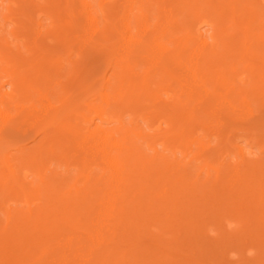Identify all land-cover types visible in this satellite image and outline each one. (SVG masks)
<instances>
[{
  "label": "bare ground",
  "instance_id": "obj_1",
  "mask_svg": "<svg viewBox=\"0 0 264 264\" xmlns=\"http://www.w3.org/2000/svg\"><path fill=\"white\" fill-rule=\"evenodd\" d=\"M0 264H264V0H1Z\"/></svg>",
  "mask_w": 264,
  "mask_h": 264
},
{
  "label": "rangeland",
  "instance_id": "obj_2",
  "mask_svg": "<svg viewBox=\"0 0 264 264\" xmlns=\"http://www.w3.org/2000/svg\"><path fill=\"white\" fill-rule=\"evenodd\" d=\"M1 3L4 4V2H2V1L0 0V4H1Z\"/></svg>",
  "mask_w": 264,
  "mask_h": 264
}]
</instances>
